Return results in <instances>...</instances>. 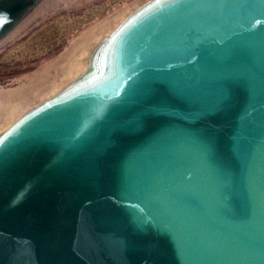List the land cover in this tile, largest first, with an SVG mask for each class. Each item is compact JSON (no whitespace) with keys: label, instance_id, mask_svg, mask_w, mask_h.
I'll use <instances>...</instances> for the list:
<instances>
[{"label":"water","instance_id":"1","mask_svg":"<svg viewBox=\"0 0 264 264\" xmlns=\"http://www.w3.org/2000/svg\"><path fill=\"white\" fill-rule=\"evenodd\" d=\"M224 6L165 7L136 52L149 80L84 133L58 188L0 215L43 210L71 188L75 241L39 264H261L264 7ZM75 114L43 117L33 147L55 152ZM20 145L0 154L14 172L0 208L34 169Z\"/></svg>","mask_w":264,"mask_h":264},{"label":"rangeland","instance_id":"2","mask_svg":"<svg viewBox=\"0 0 264 264\" xmlns=\"http://www.w3.org/2000/svg\"><path fill=\"white\" fill-rule=\"evenodd\" d=\"M223 6L264 7V0H0V154L21 143V161L35 162L0 215L44 185L58 188L84 133L137 81L149 80L136 52L165 7ZM65 111L80 120L71 139L59 140L55 152L34 148L32 127L43 117L60 120ZM257 194L264 198V191ZM257 208L264 209V199ZM260 258L264 264L263 252Z\"/></svg>","mask_w":264,"mask_h":264},{"label":"bare ground","instance_id":"3","mask_svg":"<svg viewBox=\"0 0 264 264\" xmlns=\"http://www.w3.org/2000/svg\"><path fill=\"white\" fill-rule=\"evenodd\" d=\"M96 139L100 141L101 137ZM6 161L9 158L0 160V195L13 182L14 172L5 166ZM70 189L61 192L62 199L43 210L34 203L0 222V264H39L52 253L64 252L73 245L74 197Z\"/></svg>","mask_w":264,"mask_h":264}]
</instances>
